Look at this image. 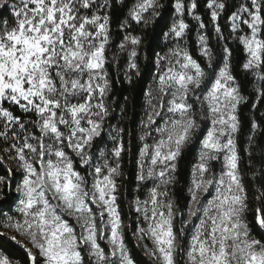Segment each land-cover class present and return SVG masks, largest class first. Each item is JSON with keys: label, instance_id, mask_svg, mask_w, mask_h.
Returning a JSON list of instances; mask_svg holds the SVG:
<instances>
[{"label": "snow or ice", "instance_id": "1", "mask_svg": "<svg viewBox=\"0 0 264 264\" xmlns=\"http://www.w3.org/2000/svg\"><path fill=\"white\" fill-rule=\"evenodd\" d=\"M108 6V0L100 3L98 0H18L10 6L13 23L5 21L0 26V120L3 121L0 138L10 142L2 151L9 154L8 159L15 161L23 172L22 183L17 188L23 197L19 199L18 207L22 220L9 216L3 227L18 234L10 239L26 250L32 264H83L81 249L85 245L89 249L88 255L95 258V264H133L124 245L116 204L115 178L120 175L119 163L110 165L102 151L103 163L93 165L90 154L92 142L100 136L104 118L109 114L104 102L109 88L104 65L110 17L106 13L100 14ZM4 7H8L7 0H0V8ZM158 7H162L159 0H138L130 12L131 18L138 24L154 23L160 16L156 11ZM195 7L193 0L189 11ZM208 7L214 9L211 16L215 22L218 16L215 9L223 10L225 4L209 0ZM175 9L183 15V0H176ZM150 10V17L145 16ZM262 13L264 0H251V7L242 4L230 21L233 32L242 31L240 24L250 30L249 34L238 37L249 56L243 68L257 70L253 74L264 81V74L258 71L264 65ZM194 18L200 20L199 16ZM200 27H204L203 23ZM187 28L181 18L172 25L170 32L179 40ZM220 31L217 25L216 32L219 34ZM199 40L203 46L202 55L208 58L211 67L212 57L205 46L206 38L200 36ZM124 41L134 46L129 53V68L135 69V46L141 39L129 34ZM126 43L120 44L121 50L125 49ZM224 51V65L204 95L200 108L199 119H210L211 127L192 169L189 192L193 205L186 223H190L198 212L202 216L189 241L187 264H264V242L251 238L244 218L248 209L247 196L238 174V155L232 136L238 127L234 112L243 97L230 72L227 59L230 52L227 48ZM171 57H175L174 62ZM161 60L167 61V67L159 74L158 103L152 105L145 127L156 124V117L165 110V97L169 96L166 112L171 115L155 128L160 138L152 145H143L141 160L150 154L151 166L145 176L141 163L139 176L142 181L158 176L160 184L150 190L149 200L137 199L135 203L136 212L147 222V228L138 227L137 231L141 238L147 235L153 240L154 248L147 250L148 254L160 264H174V253L179 247L173 230L174 202L160 200L159 197L168 196V192L158 189L171 182L168 173L175 172L174 161L190 142L194 130L200 127L188 97L193 89L201 87L206 73L179 45L170 49L169 55H157L158 66ZM257 91L264 96V89ZM146 96L152 97V92ZM4 102L18 106L25 113H35L38 119L23 122L3 106ZM148 103L151 104V99ZM26 123L34 124L39 136L28 132ZM149 135L151 132H146L140 139ZM65 147L79 157L82 166L89 165L94 169L89 173L93 176L90 188L75 170L74 161ZM122 150V143L112 149L111 154L117 161ZM225 150L224 170L218 176L207 175L210 162L217 160L218 154ZM3 159L0 156V162ZM158 164L163 167L157 173L155 166ZM6 171L11 174L12 170L8 167ZM4 182L5 177H0V184ZM213 186L215 192L211 199L201 205L198 194L201 191L208 193ZM261 198H264V192L257 197L258 200ZM89 201L101 209L99 227L97 213L93 212ZM256 211L257 221L264 227L261 209ZM65 214L75 218L79 235L64 218ZM105 228L110 229L109 254L98 243V238H105ZM0 264H13V261L0 252Z\"/></svg>", "mask_w": 264, "mask_h": 264}, {"label": "trees", "instance_id": "2", "mask_svg": "<svg viewBox=\"0 0 264 264\" xmlns=\"http://www.w3.org/2000/svg\"><path fill=\"white\" fill-rule=\"evenodd\" d=\"M18 0H7L8 7L0 8V26L7 21L13 23L10 6ZM102 0H98V3ZM138 0H108L109 6L100 11L110 17L109 43L106 45L104 65L109 80V88L105 104L109 114L104 118L101 134L92 142L90 154L93 157L92 164L103 163L100 153H106L110 164L119 163L120 175L116 179V204L122 224L123 241L134 264H159L145 251L153 249L151 242L138 239V227L143 226L140 215L135 210L137 199L144 197L146 190L139 182V161L143 148V140L140 139L146 132L145 124L149 113V96L146 93L152 91L155 79L158 74L157 55H169L170 49L179 45L196 60L206 73L204 82L199 89H193L189 93L188 103L192 104L197 115V122L200 125L194 130L190 142L182 149L176 160V170L170 185V195L174 202L173 230L177 236L179 247L175 254L176 264H187V250L192 235V226L186 223V215L190 207L192 169L198 162L201 152L202 141L209 130L206 119L200 120L201 103L211 84L214 82L219 70L225 62V51L230 52L228 63L231 75L234 76L239 94L243 99L236 109L237 131L234 143L238 155V174L247 196L248 209L244 218L248 223L251 238L264 242V227L257 221V208L261 209V218H264V198L257 199L264 192V96H261L257 89H264V81H261L253 74L254 71H246L243 64L247 62L248 55L238 37L242 34H249L246 27L244 30L233 32L230 17L240 8L242 4L251 7V0H216L217 3H224L223 10L216 8L217 20H212L211 13L214 9L208 7L209 0H195L196 7L189 11L193 0H183L184 10L180 16L176 9V0H159L162 7L156 11L160 16L155 18L154 23L145 25L132 20L130 12ZM94 10V9H93ZM91 14V11L88 12ZM264 14V13H262ZM151 10L145 16L150 17ZM199 16L200 20L194 17ZM183 19L188 25L182 38L173 39L170 29L174 23ZM203 23L204 27L200 25ZM123 25V27H122ZM217 25L220 33L216 32ZM241 26L240 29H242ZM138 36L141 43L136 47L137 56L134 62L137 68H129V53L134 47L124 41L126 35ZM200 36L206 38V47L212 57V66L209 67L208 58L202 55V44ZM126 43L124 50L119 47ZM264 74V65L258 70ZM3 106L21 118L23 122L35 121L38 118L35 113H25L18 106L4 102ZM205 111V110H204ZM206 114V113H205ZM256 125L254 128L253 125ZM28 132L39 136L38 128L32 123H26ZM123 130L122 132L120 130ZM0 130H3V121L0 120ZM119 133V134H118ZM10 143V142H8ZM0 138V156L4 157L0 162V177H5V182L0 184V252L8 255L14 264H32L24 248L13 242V236L3 227V222L9 216L16 217V206L18 186L21 184L23 174L18 171L8 159V155L2 149L8 146ZM118 143H122L123 150L119 160L112 156L111 152ZM74 161V168L86 180L88 188L91 187L93 176L89 175L94 169L89 165L82 166L77 157L67 151ZM210 162L209 175H218L223 169V156ZM11 168V174L6 168ZM94 210H96L94 208ZM183 228V235H181ZM100 245L106 254L110 253V247L105 239H100ZM183 249V250H181ZM83 264H95L94 259L88 255V248L82 247Z\"/></svg>", "mask_w": 264, "mask_h": 264}, {"label": "rangeland", "instance_id": "3", "mask_svg": "<svg viewBox=\"0 0 264 264\" xmlns=\"http://www.w3.org/2000/svg\"><path fill=\"white\" fill-rule=\"evenodd\" d=\"M146 14V13H145ZM181 16V15H180ZM245 16H246V14H245ZM133 20V19H132ZM241 26H243V28H242V30H244V27H246L247 28V26L246 25H243V24H240V28H241ZM247 30L249 31V33H250V30L247 28ZM171 37L173 38V39H177V38H175L174 37V35L171 33ZM247 53V52H246ZM247 55H248V53H247ZM171 59L173 60V62L175 61V57H171ZM248 59H249V56H248ZM167 67V61H165V60H161L160 61V63H159V70H158V74H157V77H156V79H155V82H154V85H153V87H152V97H149V100L151 99V104H149V112H151L152 111V105H156L157 103H158V97H159V92H158V79H159V74L160 73H162L164 70H165V68ZM87 77H85V79H86ZM106 96H107V93H106V95H105V97H104V102H105V99H106ZM170 98V96L169 97H165V110L162 112V115L160 116V117H156V124H154V125H151L150 127H148V128H146V131L145 132H151V135H149V136H146L145 137V139L143 140V143L145 144V143H147V144H149V145H152L156 140H158L160 137H159V134L155 131V128L156 127H158V126H161L163 123H164V120H166L167 118H168V116H170L171 114H169V113H167L166 112V107H167V100ZM202 101H203V98L201 99H199V102L200 103H202ZM73 102H75V101H73ZM238 106V105H237ZM236 109H237V107H236ZM204 110H205V113H207V107H206V105L204 106ZM234 115L236 116V110H235V112H234ZM206 120L208 121V124H209V128L211 127V123H210V119H207L206 118ZM103 124V123H102ZM103 126V125H102ZM102 126H101V129H102ZM61 130H64L63 129V126H61ZM102 131V130H101ZM236 133V132H235ZM235 133H233L232 134V136H233V139H234V137H235ZM99 137V136H98ZM98 137H96V138H98ZM95 138V139H96ZM94 139V140H95ZM225 139H226V137H225ZM93 140V141H94ZM46 142H50V141H46ZM33 143H35V141H33ZM184 148V147H183ZM182 148V149H183ZM70 151L71 153H72V155H74L75 157H77L76 156V154L71 150V149H68V148H66L65 147V151ZM182 151V150H181ZM150 153H151V150H150ZM227 154V150H225V151H223V152H221V153H219L218 155H222L223 156V166H224V156ZM78 158V160L80 161V159H79V157H77ZM178 158V157H177ZM177 160V159H176ZM176 160L174 161V163L176 164ZM11 162H12V164H13V166L18 170V171H20L22 174H23V172H22V170H19L18 169V164L15 162V161H12L11 160ZM212 162V161H211ZM141 163H143V165H144V174H145V176H146V173H147V169H148V167H150L151 166V164H150V154H149V156H146L144 159H143V161L141 160V156H140V161H139V176H140V174H141ZM238 163V162H237ZM110 164V163H109ZM110 165H112V164H110ZM84 166V165H83ZM112 166H114V165H112ZM163 166L162 165H156L155 166V170H156V172L158 173L159 171H160V169L162 168ZM224 169H222V171H223ZM105 174H106V169H105ZM168 175L169 176H171L172 177V179H173V176H174V172H169L168 173ZM207 175H209V173L207 174ZM219 175V174H218ZM218 175H216V176H218ZM172 181V180H171ZM139 182H140V185H141V187H143L145 190H146V193H145V195H144V197L143 198H141V199H139L140 201H145V200H149L150 199V190L153 188V187H156L158 184H160V178L158 177V176H154L153 178H146L145 180H140L139 179ZM22 183V182H21ZM170 185H171V182L168 184V185H166V186H164V185H161L160 186V188L158 189V191H167L168 192V196H161V197H159V199L160 200H162L163 202H165V203H167L168 202V200H172L171 199V195H170V190H169V188H170ZM214 192H215V186H213V187H211V188H209V191H208V193H204V192H200L198 195H199V197H200V203H201V205H203V204H205L206 202H207V200L208 199H211V197H212V195L214 194ZM16 194L18 195V203H17V206H16V217L15 218H13L14 220H22V215H21V213L18 211V207H19V199H21V198H23L22 197V194L21 193H19V192H17L16 191ZM189 194H190V197H191V193L189 192ZM0 196H1V194H0ZM54 203H55V201H53ZM89 204H90V206L92 207V209H93V212H95V213H97V225H98V227L100 226V221H99V212H100V208H98L96 205H93V204H91V202L89 201ZM193 205V202H192V199H191V203H190V206H192ZM94 208L96 209V210H94ZM190 208V207H189ZM135 210H136V203H135ZM173 211H174V209H173ZM139 215H140V217H141V219H142V221H143V228H147V222H145L144 221V219H143V216H142V214H140V213H138ZM202 216V213H200V212H198L197 213V216L196 217H192L191 218V222L190 223H187V224H189V225H191L192 226V234H193V232L195 231V229H196V226L199 224V222H200V217ZM64 218L73 226V227H75L76 228V231H77V234L79 235V233H80V229H79V227L77 226V224H76V220H75V218L73 217V216H71V215H67V214H65L64 215ZM107 220H108V216H107V213H105V216H104V221H105V223H107ZM189 220V210H188V212H187V215H186V222ZM173 221H174V218H173ZM7 230V229H6ZM121 232H122V224H121ZM7 232L9 233V234H11V235H17L18 236V234L17 233H15V232H10L9 230H7ZM104 235H105V241H106V243L109 245V243H108V236L110 235V229H108V228H105V233H104ZM122 235H123V233H122ZM138 239H139V241L140 242H143L144 241V239H148L150 242H151V244H152V246H153V248H154V244H153V240L151 239V238H149V236H147V235H144L143 236V238H141V234L138 232ZM19 238V237H18ZM98 243L100 244V239L98 238ZM125 245V244H124ZM101 246V245H100ZM29 247H31V245H29ZM82 247H87L86 245L85 246H82ZM110 247V246H109ZM88 248V247H87ZM125 248H126V246H125ZM89 250V249H88ZM126 250H127V248H126ZM148 249L147 248H145V251L148 253V251H147ZM33 251L35 252L36 250L35 249H33ZM127 252H128V250H127ZM128 254H129V252H128ZM175 254H176V251H175V253H174V264H176L175 263ZM149 256H151V255H149ZM152 257V256H151ZM93 259H94V262H95V258L94 257H92ZM153 258V257H152ZM115 259V258H114ZM154 259V258H153ZM156 262H158L159 264H160V262L158 261V260H156V259H154ZM14 264V263H13ZM134 264V263H133Z\"/></svg>", "mask_w": 264, "mask_h": 264}]
</instances>
